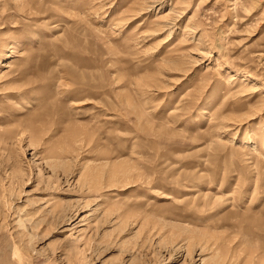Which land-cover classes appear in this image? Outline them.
Here are the masks:
<instances>
[{"label":"rangeland","instance_id":"374dc122","mask_svg":"<svg viewBox=\"0 0 264 264\" xmlns=\"http://www.w3.org/2000/svg\"><path fill=\"white\" fill-rule=\"evenodd\" d=\"M0 264H264V0H0Z\"/></svg>","mask_w":264,"mask_h":264}]
</instances>
